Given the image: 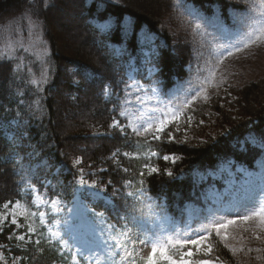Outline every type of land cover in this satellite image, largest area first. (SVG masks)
<instances>
[{"label":"trees","instance_id":"16d2710c","mask_svg":"<svg viewBox=\"0 0 264 264\" xmlns=\"http://www.w3.org/2000/svg\"><path fill=\"white\" fill-rule=\"evenodd\" d=\"M236 9L230 0H0V31L28 15L47 48L42 60L22 52L11 61L0 60V207L9 201L33 207L30 186L35 185L46 199L58 196L67 212L79 190L78 169L83 168L89 182L107 189L104 198H87L106 223L119 228L124 223L119 217L134 215L137 226L128 223V228L156 234L160 219L181 222L187 205H203L208 188L220 186L212 175L223 166L246 171L259 165L264 78L235 87L229 107L216 102L203 106L201 118L218 121L220 131L214 135L200 132V139L182 140L167 129L160 140H145L130 130L125 135L108 127L113 116L123 123L116 110L127 95L130 73L146 52L164 88L189 78L191 46L170 31L169 17L181 11L207 26L217 22V28L224 23L232 29L229 12ZM69 18L76 24L63 35L60 24ZM16 64L22 69L18 73L13 72ZM42 72L47 83H30L41 80ZM151 152L158 155L148 159ZM164 155L174 160H163ZM76 158L80 165L73 163ZM145 163L159 171L149 174ZM140 172L145 173L147 195L136 202L126 193L138 186ZM127 180L133 181L132 187L125 186ZM25 233L27 229L6 226L0 233V245L6 247L0 252L11 254L18 264H74L72 251L52 241L45 226L23 242L15 238ZM215 236L209 240L213 257L236 264ZM38 239L39 245L34 243Z\"/></svg>","mask_w":264,"mask_h":264},{"label":"rangeland","instance_id":"374dc122","mask_svg":"<svg viewBox=\"0 0 264 264\" xmlns=\"http://www.w3.org/2000/svg\"><path fill=\"white\" fill-rule=\"evenodd\" d=\"M230 1L237 6L236 11L229 12L228 20L233 27L232 29L224 23H221L217 28V22L207 26L201 18L181 11L169 17L170 31L191 46L193 60L188 67L189 78L184 83H178L168 89L164 88L160 80L155 77L157 71L149 64L148 52H146L140 66L135 67L129 76L128 92L121 101V104H123L125 98H127L132 102L125 105L130 114L138 113L144 117L151 116L154 115L152 109L166 110L169 107L180 105L185 99H191L199 92L200 96L189 107L185 108L180 114V118L168 125L167 129L175 131L178 137L181 135L182 140L200 139V132L214 135L220 131L215 117L206 115L207 120L201 118V114H205L202 110L203 106L211 105L210 102H216L221 107H229L235 98L232 95V90L235 87L264 78V43L242 48L240 52H235L231 48L238 38H243V33L249 31L248 26L250 24H255L257 20L261 19L259 0ZM254 3L255 7H253ZM241 21L246 22L242 23ZM75 24L76 21L70 18L63 21L60 24V28L65 30V32H62L63 35H66L67 32L69 34L67 28ZM197 24L200 25L198 29L196 28ZM215 28H217V31L214 33ZM12 49H15V51L13 52ZM229 50H232L234 54L228 56L227 52ZM46 51L47 48L41 31L28 15H24L0 31V52H7L10 56L22 52L42 60ZM222 54L224 59L219 62ZM213 71L215 76L211 78V82H207L210 73ZM137 73H139V77H137ZM201 88L206 89V92L201 91ZM205 95H207V99H204ZM159 114V111L155 113V115ZM121 119L126 123L123 117ZM237 176H239V179ZM212 177L220 182V188L214 186L209 189L204 196L203 205H188L181 222L172 223L169 218L160 220L157 236L163 240L168 236L190 230V228L198 229L201 225H206L211 221H219L221 217L225 220L235 219L236 223L234 225L221 229L222 234L227 233L226 241L222 240V237H215L230 253L236 264H264V226H261L259 218L247 221L241 218L252 211L260 201L264 200V152L259 160V165L255 166L253 170L243 171L240 168L233 170L228 165L222 168L218 175ZM90 191L95 190L79 188L74 204L67 212L64 211V206L61 203L60 208L62 211L51 213L60 221L67 220V225L62 222L57 224L48 221L45 226L41 225L37 219L35 225L37 233L45 226L47 236L52 241H57L51 233L58 229L70 228L74 235L82 239L89 238L94 233H99L100 229L105 227V224L100 222L98 216L89 211L93 209L87 198H94L88 194ZM34 196L35 193L33 192ZM102 197H104V192H102ZM13 204H9L7 210L3 206L0 207V214L10 211ZM32 206V210H37L34 205ZM48 209L49 205H41L40 210ZM17 219L21 224L25 223L23 217H17ZM75 222H77L76 226ZM3 223L5 227L12 225L11 216H9L8 221H3ZM49 228L51 231H49ZM18 229L25 230L27 227ZM37 233H27L26 239L30 235L37 236ZM258 236L260 239H257ZM103 238L107 239V232H105ZM225 243L230 245L231 248H235L236 251L233 252L230 248H226ZM62 248L69 251V247L62 245ZM258 248L261 251L257 252L256 249ZM129 250H132V245H129ZM71 251L74 260H80V264H85L76 254L74 248ZM136 251L146 256L150 253L151 248L150 246L137 244ZM193 251L195 252V249ZM0 254L5 257L8 264H12L14 257L11 254L4 252H0ZM198 258L212 259L215 264H226L214 258L213 255L211 257L205 256L202 251L193 257V259ZM0 263L4 264V261H0Z\"/></svg>","mask_w":264,"mask_h":264},{"label":"snow or ice","instance_id":"6c2138e0","mask_svg":"<svg viewBox=\"0 0 264 264\" xmlns=\"http://www.w3.org/2000/svg\"><path fill=\"white\" fill-rule=\"evenodd\" d=\"M259 13L261 19L257 20L255 24H250L249 31L243 33V38H238L236 43L231 46L235 52H240L242 48H248L252 45L258 43H264V0H259ZM255 7V3L253 4ZM242 23L246 21H241ZM196 28H200V25L197 24ZM14 52L15 49H12ZM233 51L229 50L227 52L228 56L233 55ZM15 57L10 56L7 52H0V60L11 61ZM224 59V55H221L220 61ZM21 66L16 64L13 68L14 73L20 72ZM215 76V72L210 73L209 80ZM48 76L46 72L41 73V80H30V83L36 84L39 87L40 83H47ZM131 87V86H129ZM108 89L105 90L108 94ZM201 91L206 92V89L201 88ZM23 95V93H21ZM200 96V93L197 92L191 99H185L180 105L172 106L166 110L152 109L154 115L144 117L138 113L130 114L125 107L132 102L125 98L123 104L118 106L116 114L119 117H123L126 123H121L120 119H117L116 116L112 117V122L108 125L109 128L118 130L120 133L127 135V130H131L133 134L138 137H144L147 140L148 136H151L154 140H160L161 135L165 134V130L168 125L172 124L174 121L180 118V114L184 111L185 108L189 107L195 99ZM207 95L204 96V99H207ZM139 102V101H137ZM159 111V115L155 113ZM179 130V129H177ZM169 139H174L170 133L167 134ZM139 143V141H137ZM113 152V158H117V153ZM124 156H129V153H123ZM158 155L156 152H151V156ZM138 158V157H137ZM163 160H174L173 156L164 155ZM73 163L75 165H80L82 160L76 158ZM145 169L149 170V174L156 173L159 169L155 166H152L148 163L144 165ZM125 172H129L128 168L123 169ZM79 177L76 180V183L79 185V188L84 190H95L90 191L88 194L94 198H102V192L107 191L106 188L100 187L97 182H89L88 179L83 175L84 169L79 168ZM145 173L140 172L139 176L141 179L137 181L138 186L133 191H128L126 193L127 197H131L136 202H143L146 197V191L144 189V177ZM168 175H172L171 172ZM110 183V182H109ZM133 181H125L126 187H132ZM32 191L35 193V196L31 200V205H34L37 210H32V207L28 203H22L21 201L13 202L9 201L3 205L4 209H9V204H13L10 211H6L0 214V233L4 232L5 224L3 221H8L9 216H11V224L15 225L18 228L27 227V233H37L36 221L39 220L41 225H47L49 219L54 223L59 224L62 222L67 225L68 221H60L56 216H52L51 213H60L62 209L60 208L61 201L59 197L55 198H45L44 195L36 189L35 185L30 186ZM41 205H49L48 210H40ZM115 206H113L114 208ZM135 210V205H133ZM93 215L100 218V222L105 224V227L100 229L99 233H94L91 237L82 239L74 235L70 228H65L63 230H57L52 232L51 235L54 237L60 244L69 247V251L73 248L75 249L76 254L85 262V264H215L212 259H193L194 256L203 252L205 256H210L213 253V244L208 243L209 238L212 236L213 232L217 237H222V240H227V233L221 232V229H226L229 225H234L236 223L235 219L225 220L221 217L219 221H211L206 225H201L200 228H190V230H185L180 234L174 236H168L165 239H160L155 233L149 234L142 229H137L133 231V228L137 226V217L133 216H122L119 217L124 223L118 228L115 224H107L104 221L103 213H95L94 210H89ZM17 217H23L25 223L21 224ZM243 220H251L254 218H259L261 226H264V200L260 201L252 211L248 212L246 215L241 217ZM128 223L133 224V228H128ZM49 231L51 229L49 228ZM175 231V230H174ZM105 232H107V239H104ZM27 233L15 237L20 241L26 239ZM43 235V233H38ZM12 239V236L8 237ZM257 239H260L258 236ZM35 244L39 245L41 241L35 240ZM150 246L151 251L148 255H142L141 252L136 251V245ZM129 245H132V250H129ZM191 245V247H189ZM206 245V246H205ZM226 248H230L231 251L235 252V248H231L227 243L224 244ZM0 247H6V245H0ZM195 249V252L193 251ZM257 252L261 251L259 248L256 249ZM259 259V257H257ZM216 259H219L218 257ZM0 261H4V264H8L5 257L0 254ZM12 264H17V261L13 259ZM74 264H80V260H74Z\"/></svg>","mask_w":264,"mask_h":264}]
</instances>
